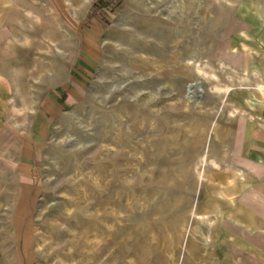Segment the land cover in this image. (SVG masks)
I'll list each match as a JSON object with an SVG mask.
<instances>
[{"label": "rangeland", "instance_id": "obj_1", "mask_svg": "<svg viewBox=\"0 0 264 264\" xmlns=\"http://www.w3.org/2000/svg\"><path fill=\"white\" fill-rule=\"evenodd\" d=\"M244 2L0 0V264H264L239 136L256 113L210 91L259 86L239 79L241 39L210 38ZM94 19L90 69L80 29ZM193 54L219 79L199 80ZM240 172L250 182L228 191Z\"/></svg>", "mask_w": 264, "mask_h": 264}, {"label": "crops", "instance_id": "obj_2", "mask_svg": "<svg viewBox=\"0 0 264 264\" xmlns=\"http://www.w3.org/2000/svg\"><path fill=\"white\" fill-rule=\"evenodd\" d=\"M221 24L222 26L215 27V29H217V35H210L211 39H243L245 37H243L241 34L257 29V24H253L252 21L245 20L241 18L240 15L236 14L233 20L227 21V23L221 22ZM105 31L106 26L99 19H94L91 26H85L84 28L80 29V39L81 43L83 44V50L86 54L83 62L90 69H93V67H95L100 60ZM262 38L264 39V36ZM232 47L230 48V52H238L234 51ZM255 49H260L264 52V45H258L255 47ZM254 59L255 56H253L250 49H248V51L240 50L239 54L233 57V62L240 61L239 67L243 71H241L242 74L245 73L244 75H248V77H256L258 81H264V74L262 71L251 72L252 62ZM260 66L264 69V61L260 64ZM253 88L254 87H249L251 90ZM255 113L256 114H251L247 118L248 122L246 121L245 125H241L239 136L242 141L240 144L242 145V151L245 152L244 159L247 163V170L250 180L257 186L259 193L264 196V110H258L255 111ZM35 128L36 129L33 130H35L41 139L42 137H47V133L49 132L48 125L44 123L41 117L36 118ZM245 134H247L246 139H244ZM242 138L244 140H242Z\"/></svg>", "mask_w": 264, "mask_h": 264}, {"label": "bare ground", "instance_id": "obj_3", "mask_svg": "<svg viewBox=\"0 0 264 264\" xmlns=\"http://www.w3.org/2000/svg\"><path fill=\"white\" fill-rule=\"evenodd\" d=\"M86 3L91 4L92 0H84ZM227 2H231L232 0H226ZM239 15L241 18L252 21L253 23L257 24V29H254L251 32H244L241 34L243 39H241V45L234 44L232 49L234 51L240 50H248L252 51L253 56L255 59L252 62L251 72L254 71H262L264 74V69L261 68L260 64L264 61V52L263 50H256L255 47L258 45H264V4L260 0H245L244 3L241 4V9L239 10ZM253 38V39H252ZM251 39V40H250ZM188 66L192 67L195 71V74L200 79L206 80H218L219 75L214 72L210 71L208 68L210 66V60L205 57L198 56L193 54L189 56L187 59ZM225 66V64H224ZM225 68V67H224ZM231 80H234L235 76L230 74ZM240 81L242 82H249L251 81L250 77L246 76H239ZM199 81L192 83L193 87L191 89V95H204L206 93V88L199 84ZM258 87L254 93L250 92L245 86H242L238 89L232 88L231 86H222L220 84L214 83L210 86L211 93H215L217 95H221L223 97H233V101L235 103L247 102V106L249 110L258 111L264 110V81L258 82ZM216 125V123H214ZM246 135L244 139H246ZM248 137V136H247ZM242 138V140H244ZM247 141V140H246ZM244 144V142H243ZM238 152H241V146L237 149ZM208 149L198 154V161L204 162L208 158ZM215 167H220V164L213 160ZM250 182V181H248ZM247 176L245 173L240 172L235 176H227L224 185L227 187L228 191L237 189L243 183L244 185L248 184ZM235 194V193H234ZM221 196L229 197L232 202H234V198L229 195L227 191H221ZM219 208V207H218ZM258 209V208H257ZM255 207L247 208L249 212L259 219V221H254L253 223L256 224V228L261 229L264 233V218L260 216L259 209L257 210ZM206 215H200V218L203 221H208L210 224H213L214 219L208 218L206 219ZM250 264V263H249ZM251 264H256L251 262Z\"/></svg>", "mask_w": 264, "mask_h": 264}, {"label": "water", "instance_id": "obj_4", "mask_svg": "<svg viewBox=\"0 0 264 264\" xmlns=\"http://www.w3.org/2000/svg\"><path fill=\"white\" fill-rule=\"evenodd\" d=\"M202 84V82L200 83V85ZM192 87H193V85L192 84H190L189 86H188V92L191 94V89H192Z\"/></svg>", "mask_w": 264, "mask_h": 264}, {"label": "trees", "instance_id": "obj_5", "mask_svg": "<svg viewBox=\"0 0 264 264\" xmlns=\"http://www.w3.org/2000/svg\"><path fill=\"white\" fill-rule=\"evenodd\" d=\"M96 14V12L94 11L93 14L91 15V17H93Z\"/></svg>", "mask_w": 264, "mask_h": 264}]
</instances>
